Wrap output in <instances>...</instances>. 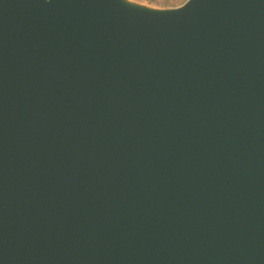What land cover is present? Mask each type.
<instances>
[{"label":"water","instance_id":"obj_1","mask_svg":"<svg viewBox=\"0 0 264 264\" xmlns=\"http://www.w3.org/2000/svg\"><path fill=\"white\" fill-rule=\"evenodd\" d=\"M0 264H264V0H0Z\"/></svg>","mask_w":264,"mask_h":264},{"label":"trees","instance_id":"obj_2","mask_svg":"<svg viewBox=\"0 0 264 264\" xmlns=\"http://www.w3.org/2000/svg\"><path fill=\"white\" fill-rule=\"evenodd\" d=\"M148 1L151 3L162 4L164 6L178 7L186 3L187 0H160L159 2L157 0H148Z\"/></svg>","mask_w":264,"mask_h":264},{"label":"rangeland","instance_id":"obj_3","mask_svg":"<svg viewBox=\"0 0 264 264\" xmlns=\"http://www.w3.org/2000/svg\"><path fill=\"white\" fill-rule=\"evenodd\" d=\"M135 1H138V2H141V3H144V4H149V5H152V6H158V7H171V6H164L162 4H157V3H151L149 2L148 0H135ZM158 2L160 0H157Z\"/></svg>","mask_w":264,"mask_h":264}]
</instances>
